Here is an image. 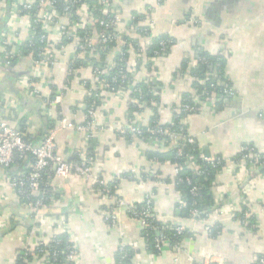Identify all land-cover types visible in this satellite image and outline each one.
Returning <instances> with one entry per match:
<instances>
[{
  "label": "crops",
  "instance_id": "1",
  "mask_svg": "<svg viewBox=\"0 0 264 264\" xmlns=\"http://www.w3.org/2000/svg\"><path fill=\"white\" fill-rule=\"evenodd\" d=\"M111 9L120 18V30H136L141 49L160 37H170L174 42L152 61V69L147 67L145 52L140 58L130 50L128 66L134 67L135 84L147 81L161 85L155 91L158 102L131 112L141 126L150 125L155 117L162 125L171 123L182 95L196 96L191 69L198 68L205 57H223L221 67L207 61V77L216 78L221 71L236 96L224 99L217 109L215 105L182 121L206 158L224 160L212 187L214 209L200 221L186 216L174 182H166L175 177L174 165L148 158L149 151L166 152L167 148L158 149L141 138L117 133L129 126L132 89L120 96L101 92L96 119L105 130L93 138L87 139L76 130L59 129L63 118L73 125L84 124L89 91L98 88L99 82L88 62L74 59L78 41L58 40L60 29L72 26L70 20L60 17L50 27L51 48H43L51 57L50 63H35V56L29 54L22 55L16 64H0V114L4 102L11 101L20 112L10 123L36 144L50 131L58 130L57 144L63 158L77 161L92 156L96 173L110 182L118 178L120 198L138 204L154 195L157 219L182 227L191 237L177 250L154 255L146 247L141 225L122 213L118 226H110L105 209L109 210L112 203L78 177L54 182L65 201L42 210L37 221L15 192L4 185L0 186V264H16L22 250L61 233L52 219L56 213L67 215L71 238L79 249L78 264H116L115 254L122 243L138 252L134 264H257L264 255V173L235 159L244 146L264 155V0H111ZM11 15L7 9L0 17V31L9 26L7 43L15 52L29 37V18L14 20ZM145 29L147 36L139 32ZM122 47L118 42L111 57ZM69 65L74 67L70 76ZM28 167L26 162L9 171L0 167V178L6 173L26 172ZM123 174L129 176L121 178ZM143 174L157 177L145 183ZM244 207L252 223L238 217ZM3 224L8 227L3 229ZM210 228L217 229L215 236ZM30 264L44 262L34 258Z\"/></svg>",
  "mask_w": 264,
  "mask_h": 264
},
{
  "label": "built area",
  "instance_id": "2",
  "mask_svg": "<svg viewBox=\"0 0 264 264\" xmlns=\"http://www.w3.org/2000/svg\"><path fill=\"white\" fill-rule=\"evenodd\" d=\"M102 4L101 12L107 16V19H102L99 21V26L101 31L96 38L93 37H84L80 38L77 34V30L81 29L84 30L89 27L90 18H92V14L95 11V8H90L86 3L82 2V0H72L71 4L77 5L78 9L77 12L81 16L80 20L76 24H72L71 22V15L67 10L64 15H59L55 8V1L54 0H14L10 4V12L12 13L11 18L17 20L19 17L26 16L28 17V24L30 28V34L28 39L26 40L29 43L33 42V38L35 36L34 28L30 25V17L28 15H22V12L29 10L31 6L37 3L38 12L36 14L37 23L40 24V41L46 43L47 48H51V42L48 39L50 34V27L52 25L57 24L58 19L60 17L67 18L71 22V27L60 29L61 36L58 38L59 41H66L71 38H75L78 41V51L74 57L75 60L84 59L88 64L93 67L94 74L98 79V88L89 91L88 97L91 99V102H87V116L85 119L84 124L82 125H73L69 123L65 118H63L60 122L59 129H72L78 132L83 133L87 139L93 138L95 134L98 132H103L105 130L104 127L99 126L96 119V110H97V103L98 98L101 97V92L103 90L108 91L112 94L126 95L130 91L133 90L135 93V97L132 98V103L139 109L146 108L149 102L142 100L141 98V89L138 87L137 84L132 83L128 80L127 70L123 67L120 68L117 72V76L113 77L111 83H109L105 79V74H107L115 65L113 58L111 57L113 54V48L109 45L112 42H119L122 43V46H129L123 40V34L132 35L131 37L134 40H137L140 46V42L138 38H135L134 31L131 28L127 30H120L119 26L121 24L120 18L115 14L111 9V1L110 0H99ZM6 0H0V17L5 14L7 5ZM58 18L55 20V18ZM190 21L195 23L196 20L191 18ZM13 21H10V24ZM112 30V32H111ZM114 30V31H113ZM140 34L143 36H147L149 32L145 30L139 31ZM133 33V34H132ZM11 35L9 30V26H5L0 31V52L1 49L3 50V56L0 55V64L4 66H9L13 63L15 58L21 57L22 54L15 53L12 50H7L8 46V38ZM171 43H173L171 41ZM93 44L99 46L107 54V67L101 69L100 67L96 66L92 62V54L93 51ZM167 48L165 42H161V49L155 52L154 57L151 58V61H154L161 53ZM130 50L137 52V57H142L143 49L139 51H135L133 47H130ZM44 50L41 49L39 54L35 57V63L40 62H51V57L48 54L43 52ZM120 54V53H119ZM91 56V57H90ZM129 72V71H128ZM131 72V71H130ZM74 73V67H68V74L69 76ZM133 73V72H132ZM134 74V73H133ZM118 77L122 80L120 84H118ZM217 77V76H216ZM130 79V78H129ZM147 82V81H146ZM200 83H204V80H200ZM115 84V85H113ZM211 87L221 88V95L213 96L208 98L207 100H199L197 96H193L192 100L194 104H184L182 106L183 110L192 113H202L206 109H214L215 105L219 102H222L224 99L227 98H234L236 93L233 88L229 86L226 82H217V84H213ZM37 92H35L36 94ZM140 95V96H139ZM3 113L0 114V167L4 168L5 171L10 169L11 167L15 166L16 164L22 162L27 157H31L33 160L31 171L29 172H22L16 175H10L6 173V177L0 178V186L7 185L9 186L16 194L17 199L20 203L27 208L31 213L35 216V221H37V217L39 213L46 209L48 206L46 205L47 200H51L50 206H58L62 205L65 201L64 196L57 191V188L53 185L56 180H67L72 177H78L85 180L91 188L103 196L105 199H108L112 206L106 212L105 217L108 224L112 227H116L119 224L120 216L122 213L126 214L131 220L138 222L143 230H157L160 235L155 240V249L161 254L167 249H170L169 241L165 236L162 234V231L166 229L165 226L158 227L155 223L157 217L154 212V195L147 196L142 203L143 206L139 207L138 204H129L122 198H116L114 190L110 186V181H107L101 174H98L94 171L93 164L94 159L92 156L83 158L79 162L75 161H67L59 154V148L57 144V135L58 130H52L47 133L42 141L39 144H34L31 141L27 140V135L23 134L22 132L18 131L16 128L12 126L10 120L15 118L19 115V110L13 108V103L11 101L4 102L3 105ZM136 115L133 114L129 120V126L127 128L117 130V133L121 136H134L145 140V137L148 138L149 143H151L155 148L158 149H165L169 147H176L179 146L182 142L188 144H196V140L191 137H184L180 134H177L175 131H172L169 127H162L161 124L157 126H141L139 123L136 122L135 119ZM243 153L240 164H249L253 169H256L262 165H264V161L260 154L254 153V148L250 147H242L241 152ZM178 155L182 156V148L178 149ZM189 160L193 166L196 167L197 160L193 159V157L189 156ZM204 161L209 162L212 165V168H215L217 165L222 164L224 160L222 159H208L204 155L201 156ZM175 168V176L180 172L181 166L174 165ZM200 170V169H199ZM200 173V171H199ZM47 178L46 185L51 187L53 193L60 194L59 197H55L52 194L49 199L43 195L42 191V182L43 177ZM157 176H150L143 180L142 182L147 183V181L151 179H156ZM112 182V181H111ZM187 183L191 185V181L187 179ZM198 187L193 186L191 192L193 195L198 194ZM37 198L33 200V198ZM181 208L184 207V203L181 201L180 203ZM201 211L198 208H192L189 211V217L192 220L200 221L201 218ZM249 217V212L246 211L244 213L245 222ZM54 224H59L60 229L63 233H66L69 236V240L72 242V246L68 247L65 251H61L60 255H63L66 258V263L64 264H78L80 261V254L79 249L75 243V241L71 238V234L69 232L67 226V218L61 217V219L52 218ZM8 224H3L2 228L6 229ZM177 234H183L185 230L182 227L177 226L175 228ZM212 228L209 229L211 232ZM53 237V236H52ZM55 244H57V240H53ZM49 240H39V242L34 246V248H26L25 250L28 252H33L34 249H39L40 246H48ZM134 249L133 246L128 244L122 243L120 244L118 250L123 254L122 258L125 259L128 257L127 251ZM40 253L43 254V262L44 264H50L49 260L46 259L47 256L50 254V250L48 247L46 249H40ZM25 254V253H24ZM26 255V254H25ZM55 261L58 260V252H54L51 255ZM257 264H264V255L258 258Z\"/></svg>",
  "mask_w": 264,
  "mask_h": 264
},
{
  "label": "trees",
  "instance_id": "3",
  "mask_svg": "<svg viewBox=\"0 0 264 264\" xmlns=\"http://www.w3.org/2000/svg\"><path fill=\"white\" fill-rule=\"evenodd\" d=\"M6 1H7V3H6L7 9L9 10L10 4L14 0H6ZM54 1H55V8H56L57 12L59 13V15H64L65 12L68 10L70 15H71L72 24L74 25V24L78 23L81 16L77 12V9H78L77 5L73 6L71 4L72 0H54ZM82 2L86 3L90 8L94 7L95 11L92 14V18H90V20H89L90 21L89 27L84 29V30H81V29L77 30V34L80 38H84L87 36L96 38V36L99 35V33L101 31V28L99 26V21L102 19H107L108 17L105 16L101 12L102 4L99 0H82ZM36 5H37V3L34 4L33 6H31V8L29 10L22 12L23 13L22 15H28L30 17L29 23L34 28V31H35V36L33 38V42L29 43V42L25 41L21 46H17V51H15V53H20L22 55L33 54L36 57L39 54V51H41V49H43L46 46V43H44V42L42 43L40 41L41 30H40V24H38L36 21L37 20L36 14L38 12V8ZM7 9H6V11H7ZM57 19L58 18H55V20H57ZM145 31L148 32V29H145ZM111 32H112V30H111ZM131 36L132 35H129V34H126V35L123 34V36H122L123 40L127 43V45H129V44L130 45L122 47L120 54H118L117 56H115L113 58L114 63H115L114 67L107 74L104 75L105 79L109 83H111L113 77L117 76L116 74H117L118 70L122 67L125 70H127L128 80L131 81L132 83H135V77H134V74L132 73V70L134 69V67L128 66V61H129V58L131 55L130 54V47H133L135 51L141 50V47L139 46L138 41L134 40ZM171 41H172V38H170V37H160L157 39H153L152 43L149 46L145 47V49L143 50V52H145L144 53L145 54L144 59H146L145 62L147 61L146 64H147V67L149 69H152L154 66L153 62L151 61V58L154 57L155 52H157L161 49V42H165L167 47H170L174 43L173 41H172L173 43H171ZM117 44H118V42H112L109 46L114 49L117 46ZM92 48H93L92 54L94 55V57H92L91 59H92L93 64L95 65V67L98 66L101 69H104L105 67H107L106 61H107L108 57H107L106 52H104L102 49H100L99 46H96V44H93ZM7 50L10 51L11 48L9 46H7ZM164 51H162L161 54H163ZM20 58L21 57L15 58V60L13 61V64H16ZM204 59L205 60L207 59L206 62H204L205 60L203 62L200 61L201 65L198 68H192L191 74H190V76L193 79L192 88L195 90V92H196L195 94H196L197 98L201 101L207 100L208 98H211L214 95H216V96L221 95V88L220 87L213 88L211 86L213 84H217V82H219V81L224 82L221 71L217 72L218 76L216 78L207 77V74L208 75L210 74L208 71V67H207V61L211 60L212 62L218 64L221 67L222 62H223V57L212 56V58L211 57H205ZM78 60H80V59H78ZM78 60H76V62H78ZM200 80H204V83H200L199 82ZM117 82H118V84H120L122 82V80L118 77ZM138 84H139L138 87L142 91L141 98H142V100L149 102V104H148L149 106H151L152 101H157L159 99V97L155 95V91H159L160 86H161V85H159L158 82H155V83L140 82ZM113 85H115V84H113ZM135 95L136 94L133 93L132 97H135ZM192 98H193V96H191V94H189V93L183 94L182 99H181V105H180L179 109L177 110V112L174 113V116H173L171 123L166 124V125L161 124V126L162 127H169V128H171L172 131H175L177 134H180L181 136H184L186 138L191 137L186 126L182 123L183 119L186 118L187 116L191 115V113L183 110L182 106L184 104H191V105L194 104V101L192 100ZM87 102H91V99L89 97H88ZM223 102H224V100L222 102L217 103L216 109L219 108L220 107L219 105H221ZM138 110H139V108L132 105L130 114L132 115L133 112H136ZM158 124H160V122H159L158 118L155 117L152 119L149 126L150 127L157 126ZM126 137L131 138L132 136L128 135ZM27 140L33 142L31 137H29V136H27ZM145 141H148L147 137H145ZM33 143L36 144L35 142H33ZM180 143L181 144L179 146H176V147L172 146V147L167 148L165 150L166 152L149 151L148 152V158L151 160H156L158 162L168 161L172 165L181 166L180 172H178V174L174 177V179L173 180L167 179L166 182L167 183L174 182L175 188L177 189V191L181 195V201L184 203V207L181 209V211L183 213H185L186 216H189V211L192 208H198L202 214L201 218L205 219L209 215L211 210L214 209V196H213L212 187H213V184L215 181V174L217 173V171H219L224 166V162H222V164L217 165L215 168H212V165L209 162L204 161L201 158L203 153H202V150L199 147L197 142L194 145L184 143L182 141ZM245 147H248V146H245ZM179 148H182V156L178 155V149ZM254 153H257V151L255 149H254ZM242 155H243V153H240L236 157L235 160L237 162H239L241 160ZM189 156H191V157H193V159L197 160V163H196L197 168H195V166L192 165L191 160H189V158H188ZM261 157L264 161V155H261ZM79 161L80 160H77L75 162H79ZM23 162H26V164L29 165L26 172L31 171V166L33 163L32 158L27 157L25 160H23L20 163H23ZM247 165H249V164H247ZM259 168H261V171L264 173V165L260 166ZM9 170H7V171H9ZM199 171H200V173H199ZM128 176H129L128 174H123L121 176V178L122 177L127 178ZM130 177L133 178L134 175H131ZM142 177H143V180L148 178V177H146L145 174H143ZM43 178L44 179H43L42 186H41L42 191L44 193L43 195H45V197L47 199L52 197L51 196L52 194H54V196L56 198L59 197L60 194L53 193L52 188L48 187L46 185L47 178H45V176ZM187 179H189L191 181V185H189L187 183ZM110 186L112 188H115V190L113 192V193H115V197L120 198L117 195L118 178H115L112 182H110ZM193 186H196L199 189L197 195H193L191 192V189ZM36 199H37L36 197L33 198V200H36ZM50 204H51V200H47L46 201V205L48 206L47 208L50 207ZM143 205L144 204H138L139 207H141ZM105 210L108 211V209H105ZM246 211H247V208L244 207L242 209L241 213L239 214L238 217L240 218L241 221L245 222L244 213ZM61 217L67 218V215L56 213L54 218L61 219ZM247 221L252 223V219L248 218ZM11 223H12V221H11ZM155 223L157 224V226L159 228L162 226L166 227V229L164 231H162V234L165 236V238L168 239L171 250H177L179 247H181L182 243L185 241V239L187 237L188 238L191 237V233H189V232H184L183 234H180V235L177 234V232L175 230L177 225H175L173 223H163L162 221H160L158 219H156ZM56 227H57V225H56ZM211 232H212V235L215 236V234L217 233V229L212 228ZM142 233H143L144 240L146 242L147 249L151 253H153L154 255H159V252L155 249V240L160 235V233L157 230H153V231L152 230H143ZM53 240H57V244H55L53 242ZM70 246H72V242L69 240V236L66 233L61 232L57 235H54L53 237H51L49 239L48 246L42 245L39 247V249H34L33 252H28L25 249L22 250L21 254L18 257L16 264H30L34 260V258L42 259L44 256L42 253H40V249H43V248L46 249V247H48V249L50 250L49 256L46 257V259L49 260L50 264H64L67 261L63 255H60V252L65 251ZM54 252H58V254H59L57 261H55V259H53V257L51 256V255H53ZM127 253H128V257L123 259L122 258L123 254L120 252V250L117 249L116 254H115L116 264H134L133 261H134V258L138 252L135 249H131V250L129 249L127 251ZM70 264H72V263H70Z\"/></svg>",
  "mask_w": 264,
  "mask_h": 264
},
{
  "label": "water",
  "instance_id": "4",
  "mask_svg": "<svg viewBox=\"0 0 264 264\" xmlns=\"http://www.w3.org/2000/svg\"><path fill=\"white\" fill-rule=\"evenodd\" d=\"M226 101H228V100H226ZM204 152V154L208 157L209 156V154L204 150L203 151Z\"/></svg>",
  "mask_w": 264,
  "mask_h": 264
}]
</instances>
